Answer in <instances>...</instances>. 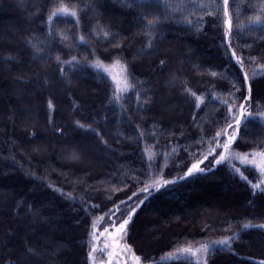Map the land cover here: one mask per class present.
I'll return each mask as SVG.
<instances>
[{
  "label": "trees",
  "instance_id": "obj_1",
  "mask_svg": "<svg viewBox=\"0 0 264 264\" xmlns=\"http://www.w3.org/2000/svg\"><path fill=\"white\" fill-rule=\"evenodd\" d=\"M58 2L0 0V264H91L92 223L101 230L133 208L123 241L143 263L197 264L164 256L226 237L231 248L214 245L207 264L264 259V228L243 227L264 224L255 170L234 163L246 181L230 163L217 165V148L204 172L180 179L215 146L249 84L246 106L264 110V26L250 24L264 0H229L230 37L223 0L206 8L200 4L208 0H80L95 7L79 29L56 18V29L72 34L67 41L46 30ZM154 18L159 23L149 29ZM97 21L113 33L108 40L91 35ZM97 57L127 65L133 87L116 92L107 75L93 73L88 63ZM186 88L203 97L199 107ZM263 147L261 121L242 123L233 148ZM161 178L176 183L157 191Z\"/></svg>",
  "mask_w": 264,
  "mask_h": 264
},
{
  "label": "snow or ice",
  "instance_id": "obj_2",
  "mask_svg": "<svg viewBox=\"0 0 264 264\" xmlns=\"http://www.w3.org/2000/svg\"><path fill=\"white\" fill-rule=\"evenodd\" d=\"M71 0H59L57 4L52 6L48 12L45 24H46V30L49 35H52L54 32L56 35H58L62 41H67L71 33L58 31L55 27L56 25V18L57 17H64V18H71V23L79 29L81 27L82 22V15H86L87 9H94V4H82L80 3V0H75L74 3H71ZM216 3V0H208V4H200V7H211ZM171 7V5H167ZM131 7V5H129ZM261 12L260 15H257L255 17H252L250 19V24L257 25V26H264V5L260 6ZM218 10V9H217ZM215 14L214 11H207L205 15L213 16ZM223 16H224V24L226 26V36H231L233 31V23H232V14L229 11V0H223ZM143 19H147V17H143ZM203 19L202 17L200 18ZM186 22L191 24L192 21L187 20ZM159 23L158 18H154L152 20H148L147 26L149 29L155 27ZM246 26L241 25L240 28L237 29V31H241ZM200 30L199 28L197 29ZM91 35H94L96 37H101L105 40H108L110 36L113 35L111 33L110 29H107L104 26L99 25V22L97 21V26H93L90 29ZM151 35V32L148 33ZM80 43L86 44L87 41L84 37V35H80L78 37ZM29 43L31 44V40H29ZM119 45H117L118 47ZM149 47H151V41H149L148 44ZM32 47L37 51H42L40 48H38L35 44H32ZM229 48H231V42L229 41ZM250 47V45H249ZM93 55H95V52L93 50ZM232 58L235 59L236 63L241 67V69L244 66V60L241 56H237L236 51L233 49L231 51ZM250 59H254L252 57H249ZM57 61L62 64L67 65H76L79 63L77 61V58L75 56L71 57L70 60L62 61L60 56L56 57ZM114 64L120 65V67L123 70V74L125 77V87L123 89H120L117 87V92L123 90L128 91L129 88L133 87L131 84L127 82V65L121 64L119 60L114 61ZM161 64H163V61H161ZM88 67L94 69L96 72H104L108 73L109 68L104 64V62L97 57L96 60L89 62ZM261 67H264V65H261ZM61 73L63 74L64 69H60ZM213 75H216L213 73ZM114 82H116L118 85L120 81L116 80V77H112ZM248 73H244V81L248 80ZM235 87V85H233ZM186 92H189L193 97L196 98L197 107L200 106V103L203 101V97H199L196 95L195 92H192L191 89L186 88ZM239 91V89H237ZM248 95L247 97H244L245 103L239 104L238 107V114H233L230 123L227 124V128H222L220 131H217L213 137V140L215 141V147H210L208 149L207 155H204L202 159L197 160L196 162L192 163L190 167H188L187 172L185 173L184 177H180V179H186L187 177H191L193 174L204 172V169L200 167L201 164L204 163L205 160L208 159L209 155H214L216 153V149L220 148L222 151L220 152L218 157L214 156L215 163L217 165L228 162L231 164L232 168L235 172L239 173L241 178L245 179L246 181L248 178L244 176V173L240 171V168H237L232 161H239L240 164L245 167L249 168L251 167L253 170H258V174L261 176H264V148H260L259 150L253 151L251 154L248 153H234L232 150L233 144L237 142L238 137L240 136V127L242 123H247L250 119H259L261 121V126H264V110H259L256 114H254L249 108L246 106L247 101L251 100V93H252V87L249 84L247 89ZM117 100H119V96L116 97ZM223 103L227 104V101H223ZM51 106V105H50ZM228 112L233 113V106L229 105ZM79 124V122H77ZM83 127V125H80ZM225 137L223 143L220 142L218 138ZM170 183H176V180H164L159 179L156 180L153 183V187L156 188L157 191L160 190L161 187H164ZM248 183L251 184V181H248ZM264 181H262L260 184H252L253 188L264 190ZM143 191H148V187H145ZM135 195V193L133 194ZM141 204L143 201L140 202ZM93 207H96L95 205ZM119 206H116L115 212L112 213L113 217L120 213ZM136 209L133 208L131 212H129L127 218H124L120 221H117L115 219L110 218L108 221V227L103 228V232L99 231V227L95 222L92 223L91 227L93 229V239L96 241V243L93 244L91 251L89 252V259L92 261V264H96V260L94 257V254L99 251L98 244L101 238L107 237L110 239V243L105 242L104 244V252H107V261L106 264H119L120 257H124L123 264H128V257L130 256L132 264H142L141 257L137 256L128 245H122V241L124 238V235L126 233V228L131 222L133 215L135 214ZM103 226V225H101ZM244 229L251 228V227H260L264 228V224L261 225H252L250 223L243 225ZM238 238V237H237ZM232 237H226L222 240L213 241L211 244H202L198 249L193 250L191 247H186L183 249H178L177 254L175 257H173L176 260H182V259H188L193 255H201L202 259L197 261V264H207V258L208 254L211 250V248L214 245H219L223 247L231 248L232 243ZM31 251V250H29ZM257 264H264V259H261L257 262Z\"/></svg>",
  "mask_w": 264,
  "mask_h": 264
},
{
  "label": "rangeland",
  "instance_id": "obj_3",
  "mask_svg": "<svg viewBox=\"0 0 264 264\" xmlns=\"http://www.w3.org/2000/svg\"><path fill=\"white\" fill-rule=\"evenodd\" d=\"M104 64L109 68V72L108 73L102 72V73H104L102 75H105V76L107 75L109 77L110 82L113 85V87L116 90V92H117V87H119L120 89H123L126 85L124 83L125 77H124V74H123V70L120 67V65H116L114 63H108V64L104 63ZM95 72L96 71H93V73H95ZM113 76L116 77V80L117 81H120L119 85L116 82H114V80L112 78ZM126 79H127V77H126ZM127 82H128V80H127ZM121 91L123 92V90H121ZM121 91H119V92H121ZM233 114H238V110H236ZM230 122H232V121H230ZM225 139L226 138L223 137L222 139H220V142L223 143ZM218 149L220 150V152L222 151V149H220V148H218ZM232 150H233L234 153H241V154H243L242 152H239V151L235 150L233 147H232ZM252 152L253 151L246 152V153L251 154ZM205 161H204L203 164L200 165V167H202L205 164ZM232 163L238 164L240 167L242 166L239 161H232ZM255 175H256V179L252 182V184H260L262 181H264V176L259 175L258 174V170H255ZM262 187H264V185H262ZM99 231L100 232H103V229H101V230L99 229ZM91 237H92L91 238V242H92L91 243V249H92V246H93L94 243H96V241H94V239H93V234L91 235ZM105 242L110 243L111 241L107 237H103V238L100 239L99 244H98L99 251H97V253L94 254V257H95V260H96V264H106V261H107V252H104L103 251ZM123 245H126L124 243V241H122V245L121 246H123ZM186 247H191L193 250H195V249H198L200 247V245H197V246H186ZM186 247H182L180 249H183V248H186ZM177 250H175V251H173L171 253L166 254L164 256V258H173V257H175V255L177 254ZM190 258H193L195 261H199V260L202 259V256L201 255H193ZM90 262L92 264V261L91 260H90ZM123 262H124V257H120L119 264H123ZM128 264H132V261H131L130 256L128 257ZM142 264H146V263H143L142 262Z\"/></svg>",
  "mask_w": 264,
  "mask_h": 264
}]
</instances>
